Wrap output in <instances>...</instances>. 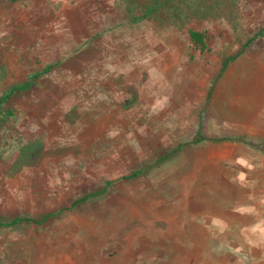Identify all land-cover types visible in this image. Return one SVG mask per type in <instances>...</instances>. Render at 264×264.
<instances>
[{"label": "rangeland", "instance_id": "374dc122", "mask_svg": "<svg viewBox=\"0 0 264 264\" xmlns=\"http://www.w3.org/2000/svg\"><path fill=\"white\" fill-rule=\"evenodd\" d=\"M154 1L133 21L123 0H0V222L22 219L0 264H198L197 226L237 197L264 224L245 138L264 134V0ZM199 122L238 140L174 152ZM232 246L227 264H264V236Z\"/></svg>", "mask_w": 264, "mask_h": 264}, {"label": "crops", "instance_id": "0c3cea01", "mask_svg": "<svg viewBox=\"0 0 264 264\" xmlns=\"http://www.w3.org/2000/svg\"><path fill=\"white\" fill-rule=\"evenodd\" d=\"M245 138L251 142V144L249 143L250 145L264 146V134H258L257 131H248ZM248 205L251 207L246 198L237 197L235 201L231 199L229 206L224 204L217 208L212 222L205 221L203 225L197 226L199 238L194 240L196 250L194 251L193 249L190 252H196V254L195 256L191 254L190 258L198 259V264H211L210 260H208L211 258L214 259L215 264H227L230 263V260L227 262V259H224L225 254L222 253L232 250L234 248L232 243L245 242L248 234L254 235L257 239L262 238L264 236L263 220L254 218V220H251L252 222L247 221L246 219L249 218L247 212L251 211L247 209ZM262 205L263 203L260 201L254 204V208L262 210ZM211 249L215 251H213V255ZM215 253L219 254L216 255Z\"/></svg>", "mask_w": 264, "mask_h": 264}, {"label": "trees", "instance_id": "16d2710c", "mask_svg": "<svg viewBox=\"0 0 264 264\" xmlns=\"http://www.w3.org/2000/svg\"><path fill=\"white\" fill-rule=\"evenodd\" d=\"M123 1L128 4L129 11L135 13V16H133V18H132L133 21H141V20H144V19L151 17V16L155 17L156 15H158L157 13L161 9H163L165 6H167V2L163 3V4H157L154 0H146L145 2L144 1L140 2L139 0H123ZM138 8H140V9H138ZM189 34H190L192 42L196 45L197 48L201 49L202 51H206L208 49L206 32L201 31V30L191 29L189 31ZM227 66H228V61L225 60L222 63V67H221V70H220V73L218 76L221 75V73L224 71V69ZM215 83L216 82L214 81L211 84L210 89L208 90L209 91L208 98H210L212 95L211 90L214 89ZM28 85L29 84H25L21 87L13 88L8 94H5L3 96V99H7L8 97H11V95H13V93L16 91L15 89L26 88V87H28ZM200 119H201V114H200ZM201 127H202V122H199L197 132L193 136L192 140L188 143H186V142L180 143L179 146L174 150V152L185 147L189 143L196 144V143L206 141V140L215 141V142H221V141H225V140H238V138H236V137L235 138L234 137H217V138H214V137L204 136L202 133ZM241 139H244V138L242 137ZM246 142L251 144L250 141H246ZM259 147H260V145H259ZM164 160H165V158H160L157 162L160 163L161 161H164ZM146 171H147V169L139 168V169L134 170L131 174H129L128 176H125V177L128 179L135 178V177L145 173ZM100 192L88 194L83 199H88L89 197L94 196L96 194H99ZM78 202L79 201H77L76 203H78ZM20 220H22V219L14 218L10 222H0V225H13V224L20 222Z\"/></svg>", "mask_w": 264, "mask_h": 264}]
</instances>
